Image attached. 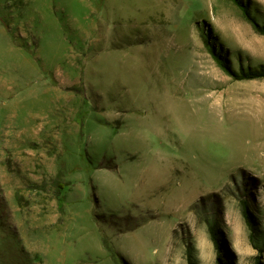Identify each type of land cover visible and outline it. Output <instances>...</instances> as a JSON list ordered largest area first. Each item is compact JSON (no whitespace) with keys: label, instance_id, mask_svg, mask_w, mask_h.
Listing matches in <instances>:
<instances>
[{"label":"rangeland","instance_id":"374dc122","mask_svg":"<svg viewBox=\"0 0 264 264\" xmlns=\"http://www.w3.org/2000/svg\"><path fill=\"white\" fill-rule=\"evenodd\" d=\"M258 260L264 0H0V264Z\"/></svg>","mask_w":264,"mask_h":264},{"label":"trees","instance_id":"16d2710c","mask_svg":"<svg viewBox=\"0 0 264 264\" xmlns=\"http://www.w3.org/2000/svg\"><path fill=\"white\" fill-rule=\"evenodd\" d=\"M255 77H257V76H253L252 78H255ZM241 79H251V77L243 76V78H241ZM256 264H261L260 260H258L256 262Z\"/></svg>","mask_w":264,"mask_h":264}]
</instances>
